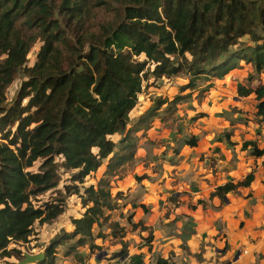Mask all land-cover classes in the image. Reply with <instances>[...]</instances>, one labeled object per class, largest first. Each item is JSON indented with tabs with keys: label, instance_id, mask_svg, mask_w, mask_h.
Returning <instances> with one entry per match:
<instances>
[{
	"label": "trees",
	"instance_id": "obj_1",
	"mask_svg": "<svg viewBox=\"0 0 264 264\" xmlns=\"http://www.w3.org/2000/svg\"><path fill=\"white\" fill-rule=\"evenodd\" d=\"M113 2L122 5L123 14L97 23L91 32L96 8L109 10ZM68 30L77 31L73 43ZM37 39L42 41L37 60L27 67ZM242 61L264 73V0H0V256L22 257L9 244L28 242L36 221L49 222L63 213L62 198L32 203L57 185L59 167L74 171L71 180L78 184L105 159L106 172L116 173L134 159L136 133L149 126L161 106L172 111L191 96L158 99L130 125L129 113L150 76L185 71L189 78L182 90L193 92L199 80L222 79ZM20 69L26 79L7 106L5 91ZM238 90L242 95L252 91ZM254 92L256 114L264 117V86ZM186 143L194 146L196 140ZM37 160V170H29ZM252 179L249 173L236 183L227 181L210 197L222 198ZM75 183L64 190L77 195L85 210L71 219V231L55 235L44 257L32 264H57V247L69 240H74L72 249L93 242L101 236L93 235V226L116 208L106 181ZM126 253L122 249L118 255ZM129 258L130 264H142L141 253Z\"/></svg>",
	"mask_w": 264,
	"mask_h": 264
},
{
	"label": "rangeland",
	"instance_id": "obj_2",
	"mask_svg": "<svg viewBox=\"0 0 264 264\" xmlns=\"http://www.w3.org/2000/svg\"><path fill=\"white\" fill-rule=\"evenodd\" d=\"M122 5L116 2L111 4L108 10L97 7L95 10L96 16L94 24L90 26V31L97 30V23L111 22L117 18L121 12ZM77 31L68 30V36L73 43L75 41L74 34ZM42 41L37 39L27 54L26 66H32L37 60V54L41 47ZM88 46H86L87 48ZM140 60L145 59L143 55L139 56ZM189 74L181 71L171 77H161L158 79L149 77L141 86L140 92L137 94V104L130 111L129 119L132 125L141 115H143L150 107L156 105L158 99H172L177 94L191 93L190 97L184 98L180 103L176 104L172 111H164L165 104L154 116L148 120V125L145 129H140L137 135L136 150L134 159L123 165L116 173L106 172V159L102 165L85 177L83 184H78L71 180V175L74 171H65L62 167L58 169L57 185L37 196L32 200L36 206L47 202H54L62 198L65 202L64 211L57 218L44 223L36 221L32 228V234L29 236L28 242L10 243L9 248H14L20 251L22 257L12 255L9 257L0 256V264H20L24 258V254H40L44 253V248L61 232H68L72 229L71 219L79 217L85 210L81 205L80 198L73 194L67 195L64 190V185L78 184L80 187L88 185H97L98 181L104 180L108 183L112 196L115 198V210H106V217L99 223L93 226V235L98 233L101 236L96 237L91 243L73 248L71 247L74 240H69L60 244L57 247L56 263L57 264H130L129 258L125 255H118L119 251L130 245V241L122 239L125 236L127 226H114L117 222V217L126 216L123 213L122 207L130 203L128 201L135 200L130 196L128 188H132L133 184L144 177H150L148 172L142 173L141 177H137L141 171L140 166L146 168L148 159L152 157L155 162L153 168H161L163 162L177 165L181 157H218V141H224L229 146H233L238 141L236 138V130H243V133H250L247 127H253L254 140L250 139L253 145L247 148V155H253L255 151H260L258 144L259 139L264 135V118L259 117L255 112L256 102L255 97L245 98V95L239 93L238 87H250L264 84V73H256L252 66L244 65L237 69L230 76L220 80L211 79L199 80L196 90L191 92L190 89L182 87L188 82ZM26 79L25 72L20 69L15 75L13 81L5 91V105H11L16 96L22 81ZM210 83V85H209ZM23 100L22 103H24ZM244 124V128L240 125ZM14 127V126H13ZM258 129V131H257ZM257 131V133H255ZM240 134H238L240 136ZM255 134V135H254ZM114 141L119 139V135L110 137ZM195 139L197 146L200 142L202 148L207 147L208 151H200L198 148L190 149L186 143L188 139ZM247 137L243 136L242 139ZM248 141V140H247ZM198 147V146H197ZM242 148L244 146L242 145ZM231 151L234 152L233 149ZM231 152V154L233 153ZM220 157H225L220 154ZM227 156V155H226ZM136 157V158H135ZM162 161V162H159ZM56 161L60 163L62 157H56ZM41 160L34 162V165L29 169L36 171ZM137 180V181H136ZM83 191V189L81 188ZM126 194V195H125ZM128 195V198H127ZM170 200L176 201L175 197ZM140 242L136 243L139 249ZM126 245V246H124ZM128 249V248H127ZM126 251V249H125ZM104 253L102 258L97 260V254ZM258 261L264 263V255L257 256ZM142 264H155V260H150V257L142 262Z\"/></svg>",
	"mask_w": 264,
	"mask_h": 264
},
{
	"label": "crops",
	"instance_id": "obj_3",
	"mask_svg": "<svg viewBox=\"0 0 264 264\" xmlns=\"http://www.w3.org/2000/svg\"><path fill=\"white\" fill-rule=\"evenodd\" d=\"M244 65L251 66L242 61L224 77ZM258 86L246 87L252 91L245 95L255 97L256 111L259 101L254 89ZM239 125L244 128L240 123L236 127ZM247 129L250 133L240 134L243 130L237 128L239 143L234 147L218 141V157L191 155L181 157L177 165L163 162L155 169V160L145 157L148 163L146 168L140 166L137 177L146 172L150 177L136 180L140 183L127 189L136 201H128L121 209L127 215L117 217L120 226H127L122 238L130 241L128 249L124 248L126 258L141 253L142 262L150 257L155 264L158 258L167 259V264H256L257 256L264 255V135L259 139L260 154L247 155V148L253 145L250 139L255 138L253 127ZM197 146L190 149L208 151L200 142ZM249 173L253 174L249 186L222 198L210 197L216 186L236 183ZM172 196L177 200H170ZM101 258L97 256V260ZM259 264L264 263L260 260Z\"/></svg>",
	"mask_w": 264,
	"mask_h": 264
},
{
	"label": "water",
	"instance_id": "obj_4",
	"mask_svg": "<svg viewBox=\"0 0 264 264\" xmlns=\"http://www.w3.org/2000/svg\"><path fill=\"white\" fill-rule=\"evenodd\" d=\"M103 254L104 253H100L98 255V258H100ZM43 257H44L43 253H40V254L26 253V254H24V258L21 261H19V263L20 264H32V263H35L36 261L41 260Z\"/></svg>",
	"mask_w": 264,
	"mask_h": 264
},
{
	"label": "built area",
	"instance_id": "obj_5",
	"mask_svg": "<svg viewBox=\"0 0 264 264\" xmlns=\"http://www.w3.org/2000/svg\"><path fill=\"white\" fill-rule=\"evenodd\" d=\"M100 253L97 254V256L99 255Z\"/></svg>",
	"mask_w": 264,
	"mask_h": 264
}]
</instances>
